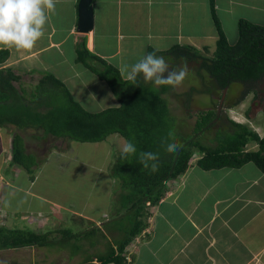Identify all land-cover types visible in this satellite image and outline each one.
<instances>
[{
  "label": "crops",
  "instance_id": "0c3cea01",
  "mask_svg": "<svg viewBox=\"0 0 264 264\" xmlns=\"http://www.w3.org/2000/svg\"><path fill=\"white\" fill-rule=\"evenodd\" d=\"M78 7L79 0H58L56 11L50 14L45 26L44 36L30 52L0 47V50L8 51L0 69H12L18 76L12 80V92L14 99L21 100L22 116L19 120L23 118V127L11 123L0 126V210L7 209L2 204L4 194L14 195L17 191L52 203L46 191L38 188L40 185L43 187L39 183L43 179L53 181L59 174H64L74 160V151H70V143L74 140L46 132L38 119L39 115L63 106L67 98L65 89L92 113L120 106L107 81L78 62L79 45L83 39L102 63L97 62L114 66L119 72L151 50L163 56L170 69L174 68L173 65L184 67L191 63H199L201 68L200 59L177 58L169 51L176 46H193L204 55L213 56L220 30L230 44H235L239 39L240 20L257 22L260 15L264 18V0H95L94 28L82 33L78 31ZM230 29L233 32L229 33ZM232 33L235 34V43L231 40ZM121 75L126 79V74ZM141 80L144 82L142 76ZM146 84L158 90L165 86ZM166 88L164 96L171 106L170 99L175 96L171 86ZM192 88L184 92L185 99V93ZM222 93L219 97L215 95L217 92L209 94L215 96L217 103ZM194 94L192 99L196 96ZM191 98H187L186 109L192 102ZM228 98L231 99L227 93L223 105ZM236 99L232 98L228 108L232 115H237L238 123H248L245 122V119L248 121L246 113H242L244 101L234 104ZM204 107L199 113L214 109L212 106ZM27 113L32 117L27 118ZM251 120L246 125L264 137V119L255 114ZM215 127L218 131L221 128L222 131H231L230 125H222L221 121ZM17 135L24 140L26 154L28 152L38 159L31 166V171L12 162L13 138ZM110 139H114V143H127L118 133L101 142ZM252 142V146L251 142L248 143L247 150L258 148V144ZM209 145L217 146L218 140ZM54 157H57V164L50 162ZM201 157L202 153L195 151L186 172L167 182L166 195L151 209L149 226L137 236L138 242L136 237L127 246L126 256L131 258L130 263L126 259L127 264H264V172L253 162L240 167L205 169L198 163ZM63 158L69 160L60 163ZM44 213L39 210L38 218H33L35 231L56 233L63 230L50 226V215ZM75 216L95 222L89 215L75 213ZM101 223L97 221L98 226Z\"/></svg>",
  "mask_w": 264,
  "mask_h": 264
},
{
  "label": "trees",
  "instance_id": "16d2710c",
  "mask_svg": "<svg viewBox=\"0 0 264 264\" xmlns=\"http://www.w3.org/2000/svg\"><path fill=\"white\" fill-rule=\"evenodd\" d=\"M238 27L239 39L235 44H230L220 30L217 49L213 56L204 55L193 46H176L169 51L177 58L200 59L201 68L222 92L236 83L241 84L243 91L233 102L234 104L241 103L251 92L257 94L260 83L264 81V25L242 19ZM79 46L78 62L84 63L107 81L120 106L92 113L84 109L65 89L70 108L66 110L59 105L47 114L39 115L40 125L42 124L48 133L79 142H101L108 136L118 133L127 142L131 141L136 146V153L127 158H122L120 152L112 168L114 177L120 181L118 197L122 198L124 206V211L121 209L116 211L115 218L125 217V219L122 226L117 224L107 229L109 233L118 232L122 236L115 238L114 242H109L104 250H99L94 255L89 254L80 264H127V246L149 226L151 209L166 195L167 182L186 172L195 151L202 153L198 163L205 169L240 167L247 162H253L264 172V137L248 125L232 120L223 111L218 115L217 108H214L199 113L194 127L195 134L189 138L176 139L177 134L171 129L175 120L171 115L169 100L164 96L166 86L159 90L155 89L144 83L141 77H138V85H134L124 79L114 66L106 63L101 65V59L87 48L84 39ZM156 55L159 54L156 52ZM7 57L8 51L0 50V63ZM49 77L55 79L54 76L49 75ZM17 78L12 69H0V126L11 123L23 127V118L19 120L22 116L21 109L17 110L21 106V100L14 99L12 92V80ZM212 89L210 86L206 90L193 87L187 96L191 98L194 93L201 91L209 94ZM57 111H61L62 114L57 115ZM26 117L32 116L27 113ZM225 117L231 131H222V128L219 130L227 137L218 139L217 146H207L199 140V136L206 130L210 131L217 122L226 124ZM60 123H64L63 130H58ZM169 132L173 135L169 136ZM162 140L179 143L183 147L178 153H168L161 144ZM252 141L258 144V148L247 150L248 143ZM140 152L159 153L157 171L153 172L150 167L147 169L143 167L139 161ZM27 157L23 139L18 135L15 136L12 162L31 171L34 162L28 163ZM96 230L100 231L101 228L96 226L88 231L91 234ZM67 231L58 230L65 235L69 233ZM58 232L41 233L32 229L0 225V251L44 247L59 238L56 236Z\"/></svg>",
  "mask_w": 264,
  "mask_h": 264
},
{
  "label": "rangeland",
  "instance_id": "374dc122",
  "mask_svg": "<svg viewBox=\"0 0 264 264\" xmlns=\"http://www.w3.org/2000/svg\"><path fill=\"white\" fill-rule=\"evenodd\" d=\"M262 17L263 16L260 15V20L251 22L262 25L264 24V18ZM231 32L233 31L230 29L229 33ZM235 39V34L232 33V43L236 42ZM172 60L174 63L173 57ZM180 65L181 64L177 67L173 65V69L179 70L182 67ZM183 68H187L188 70L187 77L179 87L175 89L171 87L170 89L173 96H175L173 100L170 99V111L174 115L175 124L171 129L176 132V139L182 137L189 138L195 134V122L198 119L201 107L205 108L204 106L207 105L216 109L219 108V103L221 101L219 98V102L217 100V103H215V96L201 91L199 94H194L196 95L195 98H191L192 102H190L189 108L186 109L185 105L189 99H187V93H185L187 100L185 99L183 95L184 92L192 87L198 90H206L207 87L210 86L213 88V92L219 93L218 95L215 94L216 97H219L222 93L221 89L211 80L206 71L200 68L199 63H191ZM198 70L200 72L197 73ZM202 76H204V78ZM242 91L243 86L238 83L234 84L231 88H227V93L231 99L228 98V101L225 100V105H223L224 107H222L220 113L223 111L224 114L231 116L237 121V115H232L228 106L232 98H238ZM34 94L36 93L34 92ZM34 96V98H36V95ZM243 101L244 106L242 108L244 111H242V113H246L245 117L248 118V121L245 119V122H248L245 124H250L252 121L251 118L255 114H257V117L259 116L260 119H264V81L260 83L257 94L251 92ZM63 107L66 110L70 108L67 98L64 101ZM1 108L3 109L2 106ZM17 110H20V108ZM3 112H5L4 109ZM236 112L239 113L238 111ZM61 114V111H57V115ZM63 124L64 123H60L59 129H57L63 130ZM217 131V127L213 128L211 131L206 130V133L199 136V140L210 146L209 144L216 139L227 137L225 134ZM37 135H35V137ZM35 140L38 141L40 139L35 138ZM113 140L114 139H110L109 141L99 143L79 141L70 143L72 144L70 151H74V153H72V157H74L73 162L68 165L64 174H59L53 181L49 182V179L41 180L39 184L42 183L45 189H43L41 185L40 187L38 186L41 191H46V196L53 200L52 203L47 200L38 199L32 195H25L20 191H17L14 195L4 194L2 204H5L7 209L3 208V210L1 209L2 211L0 210V225L8 226V224H10L9 226H14L13 228H25L35 231V220H33V218H38L36 214L39 210H42L45 212V215H50V226L54 228L57 226L56 229H63V232L64 230H68L67 232L69 233L67 235L60 233V235H58L59 238L47 245V247H24L20 249L1 250L0 264H36L37 262L41 264L45 262L51 264L52 261H57L55 264H80L89 254L104 250L107 242H114L115 238L122 236L121 233L118 232L109 233L107 229L113 225H121L125 219V217L115 218L116 211L120 209L124 211V206L122 205V198L118 197L120 181L114 177L112 169L121 152L120 145L124 142L114 143ZM215 144L216 143L213 145ZM252 144L253 142L250 143L251 146ZM49 149L51 150L52 148L50 147ZM27 154L29 153L27 152ZM27 156L26 159L28 163L29 161H38L36 156L32 154ZM56 159L57 157H54L50 162L52 164H57L58 162L56 163ZM68 160V158H63V160L59 162L63 163ZM49 171L50 169L47 173H49ZM70 171L72 175H70ZM54 172L55 171H53V173ZM64 175L66 178H64ZM53 203L60 204L64 208L62 209ZM14 210L15 213H11ZM73 211L80 216L84 214L89 215V217L91 216L95 219V222L92 223L86 218L81 219L75 216ZM109 220H111V222H109ZM97 221L102 222L101 226H99L101 230H96V232L93 231L89 234L90 231L88 230L95 228ZM76 233L78 234L75 235ZM103 235L109 238V241Z\"/></svg>",
  "mask_w": 264,
  "mask_h": 264
},
{
  "label": "clouds",
  "instance_id": "9594fccd",
  "mask_svg": "<svg viewBox=\"0 0 264 264\" xmlns=\"http://www.w3.org/2000/svg\"><path fill=\"white\" fill-rule=\"evenodd\" d=\"M57 3L58 0H0V47L26 52L33 50L44 36L45 26L50 14L55 13ZM120 72L126 74V79L134 85H138V77L142 76L146 83L171 86L174 89L183 83L188 74L187 68L170 69L164 57L156 55L155 51L145 54L130 66L125 65ZM168 135L172 136L173 133L169 132ZM161 144L166 152L172 154L178 153L183 147L182 144L169 143L167 140H162ZM135 153L136 146L131 141L122 145V158ZM158 160L159 153L139 154V161L143 167L146 169L150 167L153 172L158 170Z\"/></svg>",
  "mask_w": 264,
  "mask_h": 264
},
{
  "label": "water",
  "instance_id": "95a60500",
  "mask_svg": "<svg viewBox=\"0 0 264 264\" xmlns=\"http://www.w3.org/2000/svg\"><path fill=\"white\" fill-rule=\"evenodd\" d=\"M95 0H79V19H78V31L82 33L90 32L95 25V8H94ZM227 88L224 89L223 96L221 97V101L219 103V112L221 111L224 99L226 97Z\"/></svg>",
  "mask_w": 264,
  "mask_h": 264
},
{
  "label": "built area",
  "instance_id": "2783aa9c",
  "mask_svg": "<svg viewBox=\"0 0 264 264\" xmlns=\"http://www.w3.org/2000/svg\"><path fill=\"white\" fill-rule=\"evenodd\" d=\"M135 240L138 242L139 241V238L137 237ZM126 259L128 260L129 263L131 262V258L129 256H126Z\"/></svg>",
  "mask_w": 264,
  "mask_h": 264
},
{
  "label": "flooded vegetation",
  "instance_id": "af4514ba",
  "mask_svg": "<svg viewBox=\"0 0 264 264\" xmlns=\"http://www.w3.org/2000/svg\"><path fill=\"white\" fill-rule=\"evenodd\" d=\"M218 115H220V112L218 113ZM225 121L228 122L227 118L225 117Z\"/></svg>",
  "mask_w": 264,
  "mask_h": 264
}]
</instances>
